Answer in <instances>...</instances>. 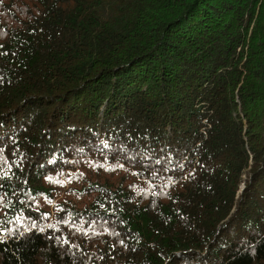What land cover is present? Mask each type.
<instances>
[{"label": "trees", "instance_id": "trees-1", "mask_svg": "<svg viewBox=\"0 0 264 264\" xmlns=\"http://www.w3.org/2000/svg\"><path fill=\"white\" fill-rule=\"evenodd\" d=\"M0 157V264H264V0H0Z\"/></svg>", "mask_w": 264, "mask_h": 264}, {"label": "snow or ice", "instance_id": "snow-or-ice-1", "mask_svg": "<svg viewBox=\"0 0 264 264\" xmlns=\"http://www.w3.org/2000/svg\"><path fill=\"white\" fill-rule=\"evenodd\" d=\"M0 158H2V157H0ZM157 162H159V161H157Z\"/></svg>", "mask_w": 264, "mask_h": 264}]
</instances>
